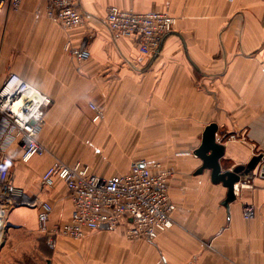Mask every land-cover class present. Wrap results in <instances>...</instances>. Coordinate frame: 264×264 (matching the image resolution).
<instances>
[{"label":"crops","instance_id":"1","mask_svg":"<svg viewBox=\"0 0 264 264\" xmlns=\"http://www.w3.org/2000/svg\"><path fill=\"white\" fill-rule=\"evenodd\" d=\"M113 5L177 17L158 54H142L134 39L110 29ZM77 6L83 23L70 31L47 15L45 0L0 13V83L17 72L52 98L36 130L47 153L23 161L21 146L10 147L15 184L53 205L54 225L69 221L74 208L63 180L41 184L56 159L83 161L110 177L128 172L133 161L162 158L174 170L175 224L154 244L120 226L78 240L62 236L53 248L40 229V206L19 204L8 215L0 264H264V160L236 184L237 199L227 208V187L212 181L210 169L197 174L203 161L194 152L205 128L217 123L225 169L264 153V0H77ZM69 40L86 46L90 58L80 61L66 50ZM91 103L102 118L95 120ZM62 137L79 139L67 152ZM247 204L256 206L250 219Z\"/></svg>","mask_w":264,"mask_h":264},{"label":"built area","instance_id":"2","mask_svg":"<svg viewBox=\"0 0 264 264\" xmlns=\"http://www.w3.org/2000/svg\"><path fill=\"white\" fill-rule=\"evenodd\" d=\"M23 1L0 0V13L19 9ZM45 2L47 15L67 31L83 23L77 0ZM106 19L116 35L134 39L140 52L149 56L160 52L177 23V17L167 11L138 12L116 5L109 7ZM65 48L80 61L91 56L86 46H76L71 40ZM51 102L48 94L17 72L9 73L0 83V246L7 236L8 215L19 204L40 206V229L53 248L62 236L78 240L90 231L114 230L120 226L125 227L132 239L156 243L161 233L174 226L177 210L171 197L173 167L160 160H136L128 172L108 177L94 172L83 161L69 164L56 159L43 173L41 184L52 188L57 179L63 180L74 208L69 221L54 225L50 224L53 205L47 200L39 201L15 184V161L10 147L21 146L23 161L47 153L48 148L38 139L36 130ZM90 107L96 111L95 120L103 117L98 104L91 103ZM261 155L264 160V153ZM260 174L264 175V168ZM255 211L254 205L244 207L248 219Z\"/></svg>","mask_w":264,"mask_h":264},{"label":"water","instance_id":"3","mask_svg":"<svg viewBox=\"0 0 264 264\" xmlns=\"http://www.w3.org/2000/svg\"><path fill=\"white\" fill-rule=\"evenodd\" d=\"M219 126L217 123H210L203 133L201 144L195 149V155L203 163L197 170L203 173L205 169L211 170V177L214 183H223L227 189V197L223 204L229 208L230 203L237 199L235 185L241 180L250 177L262 161V155H256L247 165H238L233 169H225L222 158L225 155L226 146L218 141ZM46 264H51L48 260Z\"/></svg>","mask_w":264,"mask_h":264},{"label":"rangeland","instance_id":"4","mask_svg":"<svg viewBox=\"0 0 264 264\" xmlns=\"http://www.w3.org/2000/svg\"><path fill=\"white\" fill-rule=\"evenodd\" d=\"M63 138V143L66 145V149H67V152L68 151H71V149H72V146H71V144L72 143H74L75 144V140L77 141L78 139H79V137H62ZM154 144V143H153ZM186 145H188V143H187V141H183V145H181L180 147H184V146H186ZM75 149V146H74V148H73V150ZM72 150V151H73ZM64 159V158H63ZM76 158H72V159H70V160H68V161H73V160H75ZM82 159V158H81ZM149 160H153V161H155V160H160V161H162L165 165H167V166H170L168 163H166V162H164V160L162 159V158H148ZM65 160V159H64ZM67 160V159H66ZM83 160H86V161H88V159H84L83 158ZM134 160V159H133ZM264 163V162H263ZM171 167V166H170ZM174 175V174H173ZM173 177V176H172ZM248 205V204H247ZM249 205H254V204H249ZM255 206V205H254ZM255 209H256V206H255ZM256 212V211H255Z\"/></svg>","mask_w":264,"mask_h":264}]
</instances>
